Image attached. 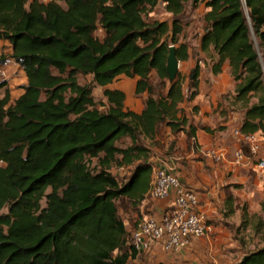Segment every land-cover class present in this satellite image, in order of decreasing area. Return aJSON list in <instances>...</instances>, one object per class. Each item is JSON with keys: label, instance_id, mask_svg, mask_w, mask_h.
Masks as SVG:
<instances>
[{"label": "trees", "instance_id": "1", "mask_svg": "<svg viewBox=\"0 0 264 264\" xmlns=\"http://www.w3.org/2000/svg\"><path fill=\"white\" fill-rule=\"evenodd\" d=\"M162 2L169 20L150 19L159 0H0V39L11 46L0 63L9 57L26 76L14 100L0 79V264H128L137 257L120 214L135 210L150 187L153 149L172 154L177 139L162 143L169 129L196 150L200 126L180 103L196 96L199 67L186 84L179 71L170 81L166 65L170 45L178 62L189 58L179 35L200 3L207 8L200 49L213 74L229 62L233 99L246 109L236 129L264 138V0ZM79 74L104 87L105 111ZM121 75L143 95L140 112L126 106L123 90L107 87ZM236 264H264V246Z\"/></svg>", "mask_w": 264, "mask_h": 264}, {"label": "crops", "instance_id": "2", "mask_svg": "<svg viewBox=\"0 0 264 264\" xmlns=\"http://www.w3.org/2000/svg\"><path fill=\"white\" fill-rule=\"evenodd\" d=\"M156 7H161L166 15V17L158 20H169L171 18V14L164 9V3L162 0H159ZM206 11L207 8L202 3H200L195 9L190 10L189 16H192V21L189 25L184 27V32L191 28L193 21L195 22V20L204 23L203 15ZM10 52L11 46L9 42L0 39V55L3 54L8 56ZM188 53H190L189 48ZM204 59L207 61V65L210 69L209 59L206 58V56ZM4 64L8 66L10 73V78L7 80V87L11 100H14L22 94V87L26 84V76L22 67L14 63L11 58L7 57ZM16 72H19L18 75H15ZM197 79L198 91L196 96L192 100H184L180 103V106L185 110L187 117L200 126L196 131V150L193 149L191 146V140H188L183 132L174 136L169 129H165L162 141L164 146H166L173 138H176L177 141L174 151L171 155L165 156L166 159L162 165L172 169L182 185L190 187L197 193L199 197L198 210L205 215L206 222L212 227L213 231L204 237L192 239L187 247L177 251L165 250L162 242H151L149 248L146 251H143V253H147L144 257L151 261L150 264H236L239 261L233 262V260L230 259L231 249L229 244L221 242L232 241V237L230 232L222 230L221 223L219 222V219H222L220 218V213L223 210L222 208H224V210L226 209L223 195L220 190L222 176L224 174L229 175L223 184L231 185L230 190L234 191V193L236 191L234 188V182L240 180V177H237L239 174L238 167H240V165H235L232 162L231 156V147L235 150L238 148L239 144L232 141V145L224 146L220 143L223 142V138H219V136L223 133L225 128L221 129V125L228 126L227 128L239 127L244 118L246 109L241 107L240 103L235 102L233 99L234 89L237 82L230 75V64L227 60L223 62L221 71L218 74H213L211 70H205L198 75ZM126 106L136 112H140L143 108V102L139 103L138 106L133 104H127ZM220 111L224 114L221 119L225 120V122L219 123L218 130L217 123L215 125V122ZM232 113H234L235 116H231ZM236 114H238V120L236 119ZM236 120L237 125L235 126ZM235 137L237 136L235 135ZM237 138L240 139L239 137ZM242 143L248 145L244 141H242ZM262 143L264 144V138L260 137V145ZM218 144L224 146L221 149L230 152L228 158L224 159L225 165L214 163L205 153L207 148ZM179 147H181L180 153H178ZM182 150L185 151L183 152L186 161L179 166L178 160L182 156ZM178 154H180V157ZM259 157L260 159H264V151L255 158L257 159ZM255 158H253V160H249L248 158L246 164L254 165L251 167L252 170L256 167V164H253ZM191 164H194V166ZM226 170H230L231 173H228ZM233 170L236 171V173H233ZM213 177H216L215 183L213 182ZM149 189L150 187L144 193V198L137 205L136 209L129 211L132 216L130 222L133 226H138L141 221L142 216L139 217V213L158 216L163 211L169 209L173 204V196L161 200L154 199L149 195ZM218 192H220V194H218ZM235 201L233 204L236 209Z\"/></svg>", "mask_w": 264, "mask_h": 264}, {"label": "rangeland", "instance_id": "3", "mask_svg": "<svg viewBox=\"0 0 264 264\" xmlns=\"http://www.w3.org/2000/svg\"><path fill=\"white\" fill-rule=\"evenodd\" d=\"M30 1V0H29ZM39 1H48V0H39ZM63 4V3H62ZM150 19H162L166 17L164 10L161 7H156L152 13L149 15ZM188 17V24L192 21V16L187 15ZM185 17V20H186ZM195 20V19H194ZM204 23L202 21H193V25L188 30H183V32L179 35V41L185 42L190 50L189 58L186 61H181L178 63V69L181 73V75L184 77L185 83H189L191 80L190 74L193 71V68L198 65L199 67V74L204 72L205 70L210 71L209 66L207 65V61L204 59L205 56H208L206 52H203L200 49L199 45V38L200 34L203 32ZM96 34L102 36V32L100 30L96 31ZM252 38L254 42L256 43V39L254 35H252ZM3 64V68L6 70L7 78L6 81L10 78V73L8 70V66ZM19 72H16L15 75H18ZM154 76V83H155V93H157L161 89L160 81L157 79L156 75ZM78 82L81 84H90L92 86V96L93 99L96 102V107L100 111H105L107 109V101L106 98L103 96V90L104 87H100L91 81L90 75H82L79 74L77 76ZM198 82V79H197ZM109 88H119L123 90L126 93L127 100L125 101V104H133L138 106L139 103L143 102V95H136L134 93V80L125 77L124 75L119 76L116 80H114L109 86ZM1 94H3V89L1 90ZM139 101V102H138ZM224 111V110H222ZM220 111V113L217 116L215 125L217 123V129L219 130V123L225 122V120H222L221 118L224 116L223 112ZM230 114V113H229ZM226 116V115H225ZM228 116V114H227ZM231 116H235L234 113L231 114ZM221 119V120H220ZM236 119L238 120V114H236ZM237 120L235 121V126L237 125ZM222 127V128H221ZM225 127V128H224ZM228 126H220L221 129L224 128L223 133L220 134L219 138H223V142H220L224 146H230L232 145V141L237 142L238 148H241L246 156H249V160H253V158L257 157L261 152L264 151V144L262 143L260 146V150L255 155L251 154V151L248 147V145L243 144L240 139L235 137L234 130L236 127L227 128ZM227 140V141H226ZM123 143H128L129 140L127 138L122 140ZM218 144L214 145L212 147H209L207 149H220L225 153V158H228V155L230 152H226L223 148L224 146ZM229 144V145H228ZM216 147V148H215ZM184 150H182V156L179 155L178 164L179 166L183 164L185 159ZM234 148L231 147V153L233 154ZM181 152V147L178 149V153ZM152 153L154 154V163L158 167H163L171 172H173L172 169L168 168L167 166H163L161 162V158H164L167 154H163L162 150L153 149ZM231 154V156H232ZM260 160L259 158H255V161H253V164H256V167L252 170L251 167L254 165H246V166H240L238 167L239 174L238 178L240 177V180L238 182H234V188L236 189L235 193L234 191H229L226 185L223 184L225 179L229 176L223 175L221 179L222 185H220L221 194L223 195V201L226 203V199L229 194H232L233 202H236V209L235 211L227 215V211L222 208V212L220 213L219 222L221 223L222 230L228 231L231 234L232 241H221L222 243H228L229 247L231 249L230 253V259L234 261H238L241 259V257L249 252L254 250L255 248L264 246V208L262 207V200L264 195V166L258 167L257 164ZM264 160V159H263ZM222 161V160H221ZM96 162V159L94 158L92 160V165H94ZM219 165H225V160L222 162H215ZM194 166V164H191ZM228 173H231L230 170H226ZM256 171V172H255ZM111 172L113 174H117L121 176L123 174V170L120 168L113 167L111 169ZM233 173H236V171L233 170ZM216 177H213V182H216ZM220 194V192H218ZM235 197V198H234ZM223 202V203H224ZM42 206L45 205V201L42 200ZM224 203V204H225ZM245 213V214H244ZM145 213H139V217H143ZM147 215V214H145ZM120 216L122 217L125 228H126V244H131V230L134 229L136 226H133L130 222L132 219V216L129 212L121 213ZM141 217V218H142ZM135 219V218H133ZM219 223V224H220ZM261 226H260V224ZM258 229V230H256ZM147 255V253H140L137 255L136 258L130 259L128 261V264H150L151 261L148 260V258H145L144 256Z\"/></svg>", "mask_w": 264, "mask_h": 264}, {"label": "built area", "instance_id": "4", "mask_svg": "<svg viewBox=\"0 0 264 264\" xmlns=\"http://www.w3.org/2000/svg\"><path fill=\"white\" fill-rule=\"evenodd\" d=\"M2 66L0 64V79L6 80L7 73ZM234 134L248 144L252 155L258 152L260 137L256 133L242 134L235 129ZM205 153L215 162H222L225 158V153L220 149H207ZM248 158L241 148L233 151L232 162L235 165H246ZM257 166L263 167L264 160L260 159ZM148 193L160 200L173 196V204L158 216L144 215L138 226L131 230L130 245L137 253L146 251L153 241L162 242L167 251H177L187 247L192 239L204 237L213 231L205 215L198 210L197 193L182 185L173 172L163 167H153Z\"/></svg>", "mask_w": 264, "mask_h": 264}, {"label": "water", "instance_id": "5", "mask_svg": "<svg viewBox=\"0 0 264 264\" xmlns=\"http://www.w3.org/2000/svg\"><path fill=\"white\" fill-rule=\"evenodd\" d=\"M178 60L175 56V51L173 46H170V51L169 55L167 57V65H166V70L168 73V78L169 80H173L176 76L177 69H178ZM193 77V74H191V78Z\"/></svg>", "mask_w": 264, "mask_h": 264}]
</instances>
